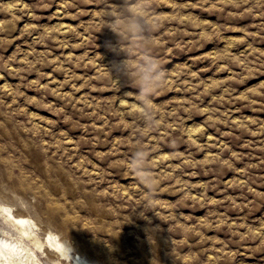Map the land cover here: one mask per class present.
<instances>
[{
    "label": "rangeland",
    "instance_id": "1",
    "mask_svg": "<svg viewBox=\"0 0 264 264\" xmlns=\"http://www.w3.org/2000/svg\"><path fill=\"white\" fill-rule=\"evenodd\" d=\"M0 200L96 264H264V0H0Z\"/></svg>",
    "mask_w": 264,
    "mask_h": 264
},
{
    "label": "bare ground",
    "instance_id": "2",
    "mask_svg": "<svg viewBox=\"0 0 264 264\" xmlns=\"http://www.w3.org/2000/svg\"><path fill=\"white\" fill-rule=\"evenodd\" d=\"M0 264H96L63 236L0 200Z\"/></svg>",
    "mask_w": 264,
    "mask_h": 264
},
{
    "label": "clouds",
    "instance_id": "3",
    "mask_svg": "<svg viewBox=\"0 0 264 264\" xmlns=\"http://www.w3.org/2000/svg\"><path fill=\"white\" fill-rule=\"evenodd\" d=\"M151 40L145 39L146 43H152ZM143 63L136 62L133 67L135 71L132 72V76L136 77V83L138 85L137 99L141 102V110L143 111V105L150 104L152 101L149 99L151 95L157 92V89L164 83L166 77V70L160 64V61L156 57L143 56L141 58ZM148 161V152L142 151L137 154V158L132 163V168L137 176L143 177L150 175L149 170L146 168ZM154 193V189L152 190ZM151 198V194H150Z\"/></svg>",
    "mask_w": 264,
    "mask_h": 264
}]
</instances>
